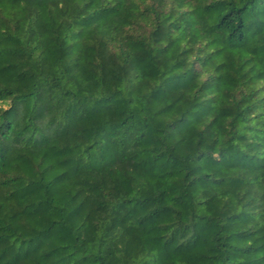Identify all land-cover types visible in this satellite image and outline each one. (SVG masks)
<instances>
[{"label": "trees", "instance_id": "obj_1", "mask_svg": "<svg viewBox=\"0 0 264 264\" xmlns=\"http://www.w3.org/2000/svg\"><path fill=\"white\" fill-rule=\"evenodd\" d=\"M0 264H264V0H0Z\"/></svg>", "mask_w": 264, "mask_h": 264}]
</instances>
